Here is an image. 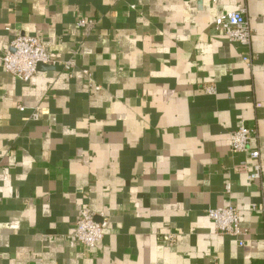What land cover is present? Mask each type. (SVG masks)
<instances>
[{
  "label": "crops",
  "instance_id": "0c3cea01",
  "mask_svg": "<svg viewBox=\"0 0 264 264\" xmlns=\"http://www.w3.org/2000/svg\"><path fill=\"white\" fill-rule=\"evenodd\" d=\"M242 8L248 48L215 27ZM17 33L76 68L20 81L1 62ZM241 124L260 181L237 170ZM228 206L239 238L207 215ZM85 207L109 222L91 250ZM0 264H264V0H0Z\"/></svg>",
  "mask_w": 264,
  "mask_h": 264
},
{
  "label": "built area",
  "instance_id": "2783aa9c",
  "mask_svg": "<svg viewBox=\"0 0 264 264\" xmlns=\"http://www.w3.org/2000/svg\"><path fill=\"white\" fill-rule=\"evenodd\" d=\"M216 1V0H215ZM79 26H86L85 20H80ZM215 27L222 32L227 39L240 47H250L255 36V30L250 25L246 10L239 9L228 12L216 19ZM247 59V58H245ZM4 70L24 83L30 82L39 72V66L61 65L67 70H74L76 65L71 61L60 62L51 57L46 44L38 37L17 33L9 48L4 51L1 58ZM90 79L92 75L89 70L83 71ZM206 94L215 95L214 87L206 88ZM24 111L23 107L19 108ZM32 119L39 120L40 113L37 110ZM257 138V130L241 124L239 128L231 133V151L236 154H245L248 160L242 162L237 170L248 176L251 181L263 179L262 154L258 148L252 147L253 141ZM231 191V186L227 187ZM208 217L213 221L215 229L219 234L239 238L245 235L241 227V211L234 206L212 208L207 211ZM99 217L101 220H99ZM109 222L104 214L97 213L85 207L81 210L77 221L74 238L86 249L91 250L98 246L104 239L105 231ZM178 234H166L160 239L170 245H175ZM240 246L244 241L240 240Z\"/></svg>",
  "mask_w": 264,
  "mask_h": 264
},
{
  "label": "water",
  "instance_id": "95a60500",
  "mask_svg": "<svg viewBox=\"0 0 264 264\" xmlns=\"http://www.w3.org/2000/svg\"><path fill=\"white\" fill-rule=\"evenodd\" d=\"M43 68L52 69L53 67H51V66H45V65H40V66H39V70H41V69H43Z\"/></svg>",
  "mask_w": 264,
  "mask_h": 264
}]
</instances>
